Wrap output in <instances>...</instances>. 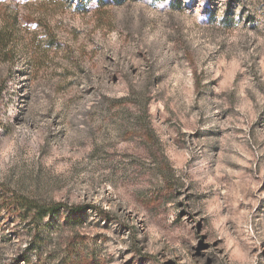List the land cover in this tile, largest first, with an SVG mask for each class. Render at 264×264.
Instances as JSON below:
<instances>
[{
	"label": "rangeland",
	"instance_id": "1",
	"mask_svg": "<svg viewBox=\"0 0 264 264\" xmlns=\"http://www.w3.org/2000/svg\"><path fill=\"white\" fill-rule=\"evenodd\" d=\"M0 31V264H264V0H0Z\"/></svg>",
	"mask_w": 264,
	"mask_h": 264
},
{
	"label": "trees",
	"instance_id": "2",
	"mask_svg": "<svg viewBox=\"0 0 264 264\" xmlns=\"http://www.w3.org/2000/svg\"><path fill=\"white\" fill-rule=\"evenodd\" d=\"M113 2L118 3L119 0H111ZM2 31H0V47L5 45V40ZM1 53V52H0ZM10 55L9 52L5 53V56ZM121 102H126L129 107L134 108L139 114L148 116L150 113L149 102L150 100L146 98V93L139 92L133 88L130 89V94L121 99ZM20 204L29 212L37 211L43 214H53L55 212L60 211L61 209H68V207L63 206L60 203H48L41 205L40 202L35 200H31L29 198H23ZM72 210V209H68Z\"/></svg>",
	"mask_w": 264,
	"mask_h": 264
}]
</instances>
